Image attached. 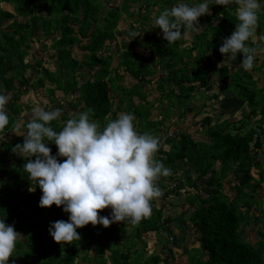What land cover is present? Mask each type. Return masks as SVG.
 I'll return each instance as SVG.
<instances>
[{
  "label": "trees",
  "instance_id": "1",
  "mask_svg": "<svg viewBox=\"0 0 264 264\" xmlns=\"http://www.w3.org/2000/svg\"><path fill=\"white\" fill-rule=\"evenodd\" d=\"M112 1L0 0V92L9 97L5 106L9 125L0 139V219L20 233L9 264H264L263 229H257L261 238L256 243L244 235V225L259 227L264 222V212H260L264 199V84L250 70L234 71L223 88L243 101L244 117L239 122L226 118L211 124L204 139L178 131L172 138L163 136L174 108L183 106L178 114L183 116L206 106L205 101L198 105L193 98L200 90L211 89L212 77L222 70L218 62L224 55L219 47L235 28L237 6L210 3V13L201 15L199 24L184 30L179 41L167 46L162 30L153 22L179 0H121L117 8L105 12ZM2 3L10 4L11 9ZM151 6L157 7L150 10ZM121 17L131 19L137 33L118 42L117 36L128 32L117 30ZM39 25L42 29L37 33ZM255 33H261L258 41L253 39ZM255 33L246 43L260 49L264 0ZM36 36L51 40L53 65L45 66L43 58H27ZM112 42L116 52H112ZM260 57L257 52L253 70L264 66ZM31 89L47 95L49 108L62 109L61 116L51 122L57 131L67 119L88 109L92 110L90 118L101 127L120 112L133 113L138 133L159 137L155 158L170 169L165 177L176 179L166 191L174 195L173 200L167 203L164 198L157 204L153 199L151 214L136 225L121 221L104 227L89 222L77 228L79 241H54L48 231L50 222L67 220L68 213L55 204L39 206L41 189L29 181L23 168L25 158L11 146L14 138L23 139L12 128L20 119H27L24 111L28 114L36 107L21 102ZM253 118L256 123L250 126ZM231 125L236 133L229 130ZM48 146L55 154L56 145ZM182 178L184 181L179 180ZM205 178L212 190L204 193L199 183ZM227 181H231L228 190ZM162 182L159 177L158 183ZM183 189L186 196L180 200ZM193 207L189 220L199 232L194 240L197 245L189 246L185 235L183 254L163 261L161 251L151 248L167 239L164 234L169 236L175 229L183 233L177 210L182 213ZM99 211L108 216L111 209ZM148 233L156 236L151 248L145 239Z\"/></svg>",
  "mask_w": 264,
  "mask_h": 264
},
{
  "label": "clouds",
  "instance_id": "2",
  "mask_svg": "<svg viewBox=\"0 0 264 264\" xmlns=\"http://www.w3.org/2000/svg\"><path fill=\"white\" fill-rule=\"evenodd\" d=\"M210 3L237 6L235 28L224 38L219 51L224 61L243 54L241 66L251 70L254 49L246 42L256 31L261 0H179L155 18V27L162 30L170 46L182 38L184 30L199 24L201 15L210 13ZM8 100V95L0 92V139L9 125L5 107ZM91 111L67 119L57 131L51 122L61 116L62 109L38 105L26 115L27 119H20L12 128L23 136V142L12 150L25 158L27 178L41 189L39 206L55 204L68 213L67 220L50 222L49 234L58 243L79 241L77 228L89 222L104 227L118 221L138 224L151 214L152 200L162 195L156 180L170 174V169L155 158L159 137L138 133L133 113L120 112L101 127L90 118ZM52 143L57 147L55 154L48 146ZM35 187L29 190L34 191ZM108 207L110 214L101 215L99 210ZM19 236L14 225L0 219V264H9Z\"/></svg>",
  "mask_w": 264,
  "mask_h": 264
},
{
  "label": "rangeland",
  "instance_id": "3",
  "mask_svg": "<svg viewBox=\"0 0 264 264\" xmlns=\"http://www.w3.org/2000/svg\"><path fill=\"white\" fill-rule=\"evenodd\" d=\"M120 1L121 0H114L111 3L109 2L108 5H106L105 12L113 7L117 8L118 5L120 4ZM139 1L142 2L145 0H139ZM2 5L5 9H8V8L11 9L10 4L2 3ZM156 7L157 6H151L149 9L153 10ZM130 20L131 19L126 20L122 17L118 20L117 30H120L123 32L128 31L127 33H123L117 36L116 40L118 42L126 41L136 36L137 30L134 29L135 24L130 23L131 22ZM153 23L155 24V21ZM41 29H42V26L39 25L36 28V32L38 33L39 31H41ZM185 37L188 39L187 41L189 42L190 37L188 35H186ZM35 38H36V41L33 43V47L30 52L31 54L28 55L27 58L32 61L38 60L39 58H43L45 66H50L51 64L53 65V61L51 60V54L53 51L49 47V45L51 44V40L45 36H42V37L36 36ZM260 38H261V33L254 34V38H253L254 40L258 41ZM45 43L47 44L46 45L47 49H44ZM114 44L115 42H112V52H116ZM260 44H261L260 49L254 48V57H255L254 64L257 63V59H256L257 52L260 53L261 59L264 58V41L261 42ZM242 57H243V54H237L235 58L227 59L225 61L222 60L218 62L219 66L222 65L221 66L222 70L212 77L213 87L206 92L203 90H200V92L195 96V98H193V101L196 102L198 105L203 104L204 101L206 102V106L201 111H199L196 114H195V111H193V113L191 112V113L184 114L183 116H179L178 115L179 112L183 110L184 107L182 106L180 109L179 108L173 109L170 119L167 120V126L170 125L169 129H171L174 132V134L176 131L188 132L197 139H204L206 136L205 131L209 125L219 123V122L221 123L226 118H231L234 121L239 122L244 117V113L242 112L243 101L235 97L230 90L225 89V87L223 88L225 82L230 80L231 75L234 73V71L243 72V68L241 66ZM259 62H261V60ZM115 63L116 61L113 62L112 66H115L116 65ZM250 71H252V73L254 74V77H256L259 80L260 85L264 84V66L260 70H253L252 68ZM217 93H219V95L215 96ZM46 96L47 95H45V93L43 92L36 93L35 90L31 89L30 91L25 92L22 95L21 102L25 105V107L32 106L34 104L35 106L46 105V107L49 108L50 102ZM69 98H72V97L70 96ZM135 101H138V98H135ZM156 103L159 104L158 102ZM157 104L156 106L158 109V107H160L161 104L159 105ZM125 108L126 107H123L124 110ZM158 110H161V109H158ZM68 112L72 113L73 110L69 109ZM24 114L27 115L25 111L22 113V115ZM250 120H251L250 126L256 123L255 118L250 119ZM172 122L173 124H171ZM229 130H231L233 133H236L237 129L232 128V125H231L229 126ZM165 132L166 131L164 130L163 136H165ZM262 139L264 140V135L262 136ZM22 142H23V139H21L20 137H16L14 138V141H12L11 146L13 147L15 144L22 143ZM216 166L218 170L219 164H216ZM213 173H214V170L210 172V174H213ZM160 178L163 180V182L160 184L158 183L159 179H157L155 183L158 184V186L161 188L162 195L154 199H157V204H160L163 201V199L166 198L165 200L168 203L169 201L173 200L174 195H169L166 193V191L168 188L174 185L176 179L175 180L169 179V178H166L165 176H161ZM179 180L184 181V178L179 179ZM205 182H206V178L202 179L199 183V190L204 193L212 190L210 187L206 185ZM230 182L227 181L225 189L227 190L229 189ZM234 182L235 180L233 179V176H232V183ZM191 190H194V189H191ZM185 196H186V191H184L183 189L181 191V196H179V199L183 200ZM261 202L262 203L260 205V212L262 214L264 212V199H262ZM152 204L153 202H151V206ZM168 208L172 209L171 206H168ZM194 208L195 207L191 208L190 211H184L182 213H180V210H177L179 212L177 214L179 215V223L185 228L183 233H180L177 229H175L174 232L169 236L167 234H164V236H166L167 239L163 243L156 244L155 247L153 248H151V246L156 241L155 234L154 233L145 234V239L149 243L151 250L153 249L154 251L160 250L161 251L160 254L162 255L163 261H166V260L169 261L171 255L173 256L175 255V257H177L183 254L184 243H183L182 237H184L185 235H186L185 237L188 238L189 246L197 245L196 242L194 243V240L196 241V238L198 237L199 232L195 231L191 227V223L189 220V216ZM120 222L121 221L113 222L111 224H119ZM244 228H245V232H244L245 238L251 241L252 243H256L261 238L260 235L258 234L257 229L261 228L264 231V222L259 227H256L253 223H251L250 225H244Z\"/></svg>",
  "mask_w": 264,
  "mask_h": 264
},
{
  "label": "built area",
  "instance_id": "4",
  "mask_svg": "<svg viewBox=\"0 0 264 264\" xmlns=\"http://www.w3.org/2000/svg\"><path fill=\"white\" fill-rule=\"evenodd\" d=\"M174 132L171 130V129H168L166 132H165V136H164V138H166V137H174ZM159 179V178H158Z\"/></svg>",
  "mask_w": 264,
  "mask_h": 264
}]
</instances>
